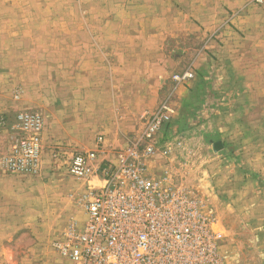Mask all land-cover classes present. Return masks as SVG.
Segmentation results:
<instances>
[{
    "label": "rangeland",
    "instance_id": "rangeland-1",
    "mask_svg": "<svg viewBox=\"0 0 264 264\" xmlns=\"http://www.w3.org/2000/svg\"><path fill=\"white\" fill-rule=\"evenodd\" d=\"M148 4L0 0V154L16 112L44 124L40 172L0 171V264H57L53 241L84 220L70 155L98 147L116 162L163 105L149 174L213 213L221 264H264V0H166L164 15Z\"/></svg>",
    "mask_w": 264,
    "mask_h": 264
},
{
    "label": "built area",
    "instance_id": "built-area-1",
    "mask_svg": "<svg viewBox=\"0 0 264 264\" xmlns=\"http://www.w3.org/2000/svg\"><path fill=\"white\" fill-rule=\"evenodd\" d=\"M192 77V71L185 70L172 78L182 85ZM170 114L166 105L144 112L142 141L120 153L116 162L99 159L98 147L70 155L68 175L87 181L82 195L85 216L79 227L70 224L53 241L57 264H221L223 232L213 213L185 187L156 179L147 170L157 134ZM7 125V117L1 116L0 126ZM43 127L36 110L14 114L13 137L9 151L0 154V171L40 172ZM97 144H102L101 136Z\"/></svg>",
    "mask_w": 264,
    "mask_h": 264
},
{
    "label": "crops",
    "instance_id": "crops-1",
    "mask_svg": "<svg viewBox=\"0 0 264 264\" xmlns=\"http://www.w3.org/2000/svg\"><path fill=\"white\" fill-rule=\"evenodd\" d=\"M144 1L149 2V4L147 5L148 9L147 10L144 9L145 11H147L146 14H148V15H150V14L164 15L165 14L166 0H144ZM233 2H235V1H231V3H233ZM240 4H241L240 2L239 3L235 2V6H239ZM191 7H192V5H191ZM28 8H31V7H28ZM246 11H247V9L244 10L243 12L245 13Z\"/></svg>",
    "mask_w": 264,
    "mask_h": 264
}]
</instances>
